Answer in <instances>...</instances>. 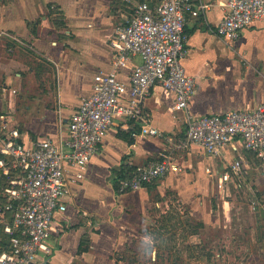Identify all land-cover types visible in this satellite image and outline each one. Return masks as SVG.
Wrapping results in <instances>:
<instances>
[{"label":"crops","instance_id":"1","mask_svg":"<svg viewBox=\"0 0 264 264\" xmlns=\"http://www.w3.org/2000/svg\"><path fill=\"white\" fill-rule=\"evenodd\" d=\"M114 1L0 0V116L19 127L27 146L47 137L67 139L70 116L93 92L95 75L112 69L109 38L116 27ZM204 1L211 3L209 9L204 12L196 7L186 25L187 53L182 62L197 82L190 112L222 114L264 104V19L245 28L228 45L215 30L225 16L227 0ZM98 16L100 21L94 25L92 19ZM139 62L132 60V64ZM211 68L217 71L214 77ZM121 73L126 77L128 70L121 69ZM142 105L146 122L167 137L127 135V129L113 126L86 167H69L67 176L72 181L67 208L56 212L58 233L49 239L54 252L37 264H131L130 248L145 238L138 233L147 223L145 197L151 192L176 194L187 204L202 229L200 244L213 240L204 234L208 229L221 228L217 215L221 212H210L203 199L211 191L221 199L230 193L234 180L225 188L217 186L218 171L226 163L241 159L243 168L250 164L241 140L227 145L220 155L197 145L185 149L179 138L185 135L186 118L174 108L175 94L156 85ZM162 156L169 157L179 170L170 171L150 187L115 190L112 179L119 167L140 168ZM92 180L98 184L90 195ZM222 213L227 231L232 225L227 222L226 208ZM250 231V237L227 234L221 244L236 249L251 240L259 248L264 226ZM260 258L258 250L251 252L248 259L255 262L249 264H262Z\"/></svg>","mask_w":264,"mask_h":264},{"label":"built area","instance_id":"2","mask_svg":"<svg viewBox=\"0 0 264 264\" xmlns=\"http://www.w3.org/2000/svg\"><path fill=\"white\" fill-rule=\"evenodd\" d=\"M131 14L118 23L109 38L112 69L94 77L93 92L84 97L70 116L68 138L50 137L27 146L17 125L0 116V175L4 179L0 200V264H37L53 254L49 244L58 233L57 211H65L70 194L69 167L84 168L92 160L108 130H129L131 121L144 123L133 136H162L146 122L142 101L152 87L161 85L175 94L174 108L186 118L185 143L211 155L241 140L246 151L264 165V104L253 109H232L222 114L194 115L189 103L197 90L196 79L186 72L188 15L211 3L204 0H125ZM264 19V0H227L226 13L216 27L225 43L239 39L242 31ZM134 58L139 63L132 64ZM121 69L128 70L126 77ZM186 146V145H185ZM184 146V147H185ZM179 167L160 157L122 178L119 191H136ZM243 161L226 163L218 171L219 188L241 175ZM74 181V180H73Z\"/></svg>","mask_w":264,"mask_h":264},{"label":"rangeland","instance_id":"3","mask_svg":"<svg viewBox=\"0 0 264 264\" xmlns=\"http://www.w3.org/2000/svg\"><path fill=\"white\" fill-rule=\"evenodd\" d=\"M112 11L117 25L131 13V7L125 0H115ZM99 17L92 19L94 25L97 22L99 23ZM89 19L91 18L84 20ZM226 44L232 45L233 42ZM230 49H233V46ZM210 72L212 77L217 74V71L213 68L210 69ZM179 143L183 146L186 145L185 149L192 146L185 143L184 134L180 135ZM243 154L250 164H245L241 175L234 177L230 193L224 194L221 199L218 193L211 191L203 199L207 203L210 212H212L211 209L214 212L219 210L215 214L221 212L220 215L217 214L220 218L221 228L208 229L204 233L208 237H212L215 242L210 240L206 244H200L202 229L198 223V217H195L186 208L187 204L178 195L165 193L164 191L151 192L148 197H145L148 206L144 209L147 214L145 215L147 223L138 233L145 238H140L130 248L131 256L134 257L130 258L131 264H249L255 262L248 259V257H250L251 252H256V250L261 254V260L259 261L264 264V240L261 244H258L259 248L254 247L251 240L250 243L249 241L243 243L241 247L236 245L238 246L236 249L234 248L235 245L230 244L227 247L228 244H226L223 247L221 244L223 237L227 234L243 236V233H245V236L250 237L251 228L264 226V165L256 155L246 151ZM91 182L90 195H92L93 186L95 187L98 184L93 180ZM225 208L228 213L227 222L232 225V228H228L227 231L223 227L226 216L222 211ZM188 239H191L192 242L186 243L185 240ZM133 251L136 255L132 253ZM226 252L236 254L237 258L235 260L229 257L226 258ZM241 261L244 263H241Z\"/></svg>","mask_w":264,"mask_h":264},{"label":"trees","instance_id":"4","mask_svg":"<svg viewBox=\"0 0 264 264\" xmlns=\"http://www.w3.org/2000/svg\"><path fill=\"white\" fill-rule=\"evenodd\" d=\"M131 126L132 127H130V129L127 130V132H125L127 135L128 134L132 135L133 132H139L140 123H137L135 121H131ZM132 171H133V168H128L127 166H121V167H119L118 170H116L115 175L112 179V182H113V185H114V188L116 191H119V184H120L121 179L126 177L127 175H129ZM155 182H153V183H155ZM153 183H149L147 186H149ZM3 185H4V179L0 175V200H1V187ZM0 236H2L1 233H0Z\"/></svg>","mask_w":264,"mask_h":264},{"label":"water","instance_id":"5","mask_svg":"<svg viewBox=\"0 0 264 264\" xmlns=\"http://www.w3.org/2000/svg\"><path fill=\"white\" fill-rule=\"evenodd\" d=\"M41 264H47V262L45 261V262H43V263H41Z\"/></svg>","mask_w":264,"mask_h":264}]
</instances>
